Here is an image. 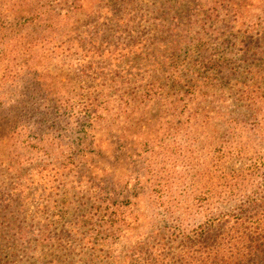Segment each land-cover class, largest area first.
I'll list each match as a JSON object with an SVG mask.
<instances>
[{
	"label": "rangeland",
	"instance_id": "1",
	"mask_svg": "<svg viewBox=\"0 0 264 264\" xmlns=\"http://www.w3.org/2000/svg\"><path fill=\"white\" fill-rule=\"evenodd\" d=\"M263 184L264 0H0V264H134Z\"/></svg>",
	"mask_w": 264,
	"mask_h": 264
},
{
	"label": "trees",
	"instance_id": "2",
	"mask_svg": "<svg viewBox=\"0 0 264 264\" xmlns=\"http://www.w3.org/2000/svg\"><path fill=\"white\" fill-rule=\"evenodd\" d=\"M247 171L237 175L241 186L251 176ZM236 204L190 231L171 233V246L151 245L134 264H264V184L241 194ZM127 262L119 259L116 264Z\"/></svg>",
	"mask_w": 264,
	"mask_h": 264
}]
</instances>
